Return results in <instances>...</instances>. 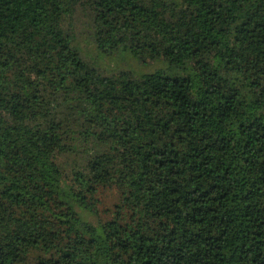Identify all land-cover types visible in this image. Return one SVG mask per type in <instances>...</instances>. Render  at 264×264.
<instances>
[{"label": "trees", "instance_id": "1", "mask_svg": "<svg viewBox=\"0 0 264 264\" xmlns=\"http://www.w3.org/2000/svg\"><path fill=\"white\" fill-rule=\"evenodd\" d=\"M79 7L159 66L104 73ZM30 260L264 264V0H0V264Z\"/></svg>", "mask_w": 264, "mask_h": 264}, {"label": "rangeland", "instance_id": "2", "mask_svg": "<svg viewBox=\"0 0 264 264\" xmlns=\"http://www.w3.org/2000/svg\"><path fill=\"white\" fill-rule=\"evenodd\" d=\"M74 29L83 55L88 60L94 61L104 73L110 74L126 70L133 73L148 72L159 66L156 62L141 63L123 52L105 54L96 49L92 37V16L84 7H79L75 12ZM75 158L72 155L68 156L69 160ZM97 199L98 217L102 220L108 219L119 202L118 192L114 188L99 187ZM28 264L34 263L30 260Z\"/></svg>", "mask_w": 264, "mask_h": 264}]
</instances>
